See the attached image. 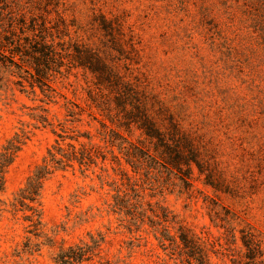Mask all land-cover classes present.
Masks as SVG:
<instances>
[{
	"label": "rangeland",
	"instance_id": "374dc122",
	"mask_svg": "<svg viewBox=\"0 0 264 264\" xmlns=\"http://www.w3.org/2000/svg\"><path fill=\"white\" fill-rule=\"evenodd\" d=\"M7 1L0 23L8 22V43L41 30L48 42L103 49L160 128L173 121L192 140L202 170H176L157 157L127 163L104 142L101 123L158 153L136 124L119 125L108 89H93L91 100L86 69L43 60L41 81L0 72V152L14 135L23 141L0 193V264H54L60 248L97 233L104 236L98 254L81 264H187L158 239L166 228L179 242L180 226L199 239L209 264H264V0ZM78 133L89 138L63 144L94 145L106 157L84 171L73 162L43 182L35 237L27 232L29 211L12 210L14 194L58 134ZM117 195L129 207L114 208ZM140 209L144 217L134 221ZM27 240L39 249L24 252Z\"/></svg>",
	"mask_w": 264,
	"mask_h": 264
},
{
	"label": "trees",
	"instance_id": "16d2710c",
	"mask_svg": "<svg viewBox=\"0 0 264 264\" xmlns=\"http://www.w3.org/2000/svg\"><path fill=\"white\" fill-rule=\"evenodd\" d=\"M7 0H0V14H2L3 6H7ZM8 21V19H7ZM102 23H107L106 19L101 16ZM30 37H26L24 41L8 43V22L6 25L0 23V72H15L19 78L29 75L33 81H41L45 78V67L43 60H57L60 64L65 61L69 67L79 66L86 69L93 75L92 87L88 91L91 100H94L93 89L102 93L104 89H108L116 100L113 116L119 121L120 126L129 127L131 123L136 124L137 128L154 144V151L157 155H153L148 149L128 141L122 137L118 131L107 129L104 123H101L99 134L104 142L109 146H116L119 152L124 156L125 161L135 166L142 156L146 159L156 161V157L162 160L169 167L179 170L182 165L187 170H191V166L195 165L199 171L202 170L199 152L192 140L185 134L180 132L177 124L169 121L168 126L161 129L154 115L149 111L145 97L125 79L110 64L109 55L99 47H90L76 42H55L45 40V35L38 31H31ZM9 44V45H8ZM24 72L25 74H23ZM27 73V74H26ZM105 103V104H104ZM103 109L108 113L111 112L110 106L102 101ZM70 115L75 114L70 111ZM59 139L47 150L46 156L42 163L32 171L27 177L23 186H21L14 194L11 203L12 210H28L29 214L24 219L28 222L27 232L35 237L40 236L41 210L39 208L40 192L43 182L55 171L64 170L71 167L76 162L81 171L95 163L98 156L105 159V153L90 145L86 147L81 144L76 146L73 143L63 141L68 138L77 140L79 136L89 138L88 134H58ZM23 145L22 138L14 135L6 141L0 152V193L4 190V173L7 167L13 162L17 152ZM112 160L116 161L117 156L111 155ZM168 160V161H167ZM166 167V166H165ZM123 176L125 174L123 173ZM185 175L184 177H188ZM189 178V177H188ZM125 179L131 185L130 190L135 196L136 206L141 208L140 195L133 188V183L129 181V177ZM186 181V180H184ZM187 182V181H186ZM127 199L122 196H115L113 207L120 210L126 205ZM1 202V201H0ZM150 205V203H147ZM144 217V209L138 211L137 216H133L134 221L142 220ZM89 241H79L76 244L68 245L59 249L54 257V264H81L84 261L91 260L98 254L104 236L101 233L96 235L89 234ZM161 245L168 241L171 246L172 253H176L182 257L187 264H191V260H195L197 264H209L206 252L199 239L190 234L183 226L179 227V242H176L172 235H169L166 228H162L160 237L158 238ZM47 241H50L47 239ZM248 249H255V244H250V239L244 240ZM39 243H32L27 240L24 244V252H32L38 250Z\"/></svg>",
	"mask_w": 264,
	"mask_h": 264
}]
</instances>
